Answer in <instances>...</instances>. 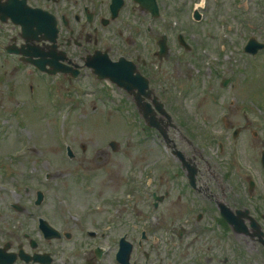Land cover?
<instances>
[{
	"label": "rangeland",
	"instance_id": "374dc122",
	"mask_svg": "<svg viewBox=\"0 0 264 264\" xmlns=\"http://www.w3.org/2000/svg\"><path fill=\"white\" fill-rule=\"evenodd\" d=\"M164 1L170 4L166 6V16L179 15L191 22V34L196 38L193 41L187 35L197 49L191 58L196 63L193 67L182 65L181 76H176L174 63H166L170 85L167 110L178 118L180 128L198 130L193 134L203 149L201 153L187 149L186 154L193 153L199 162L203 158L209 160L214 179L204 181L211 183L210 190L220 193V186H224L222 191L228 203L241 200L251 206V212L264 225V211L255 212L253 207L257 192L264 202V170L260 162L264 149V49L256 55L244 51L252 36L264 41V0H186L188 3L180 12L174 8L175 0ZM195 9L202 14V20L193 17ZM187 27L191 25L187 23ZM0 30L12 31V26L5 25ZM228 76L232 80L223 86L222 79ZM108 85L98 84L95 78L48 75L31 64L22 68L16 55L0 53V179L10 184L17 182L21 187L19 201L25 208L23 212L3 210L0 225L9 226L15 216L22 215V231H33L37 220L29 219L31 212L71 231L73 243L82 235L74 215L82 217L81 213L93 210L97 202L110 209L115 206L112 195L117 193L121 197L123 191L132 192L133 202L138 200L139 208L134 206L132 212L129 207L120 210L116 213L119 218L108 224L110 239H117L129 229L138 231L140 219L146 215L142 189L148 176H170L175 169L184 175L181 164L174 160L161 138L159 144L157 130L144 132V120L135 104L128 102L118 88ZM223 116L240 128L239 136H232L234 128H228ZM144 133L150 137L146 138ZM168 134L178 146L184 145L179 131L169 129ZM112 140L118 143L115 150L110 145ZM218 141L223 143L224 154H220ZM68 145L74 158L67 152L65 156ZM23 148L32 152L24 155L27 151L23 152ZM23 155L26 159H22ZM201 166L204 168L205 164ZM47 172L52 173V180H47L51 179V174L45 176ZM243 173L252 175L261 188L252 197L242 195L238 199L232 193L233 180L239 182ZM38 188L48 198L35 206L33 194ZM2 194L9 196L0 191V205ZM179 196L171 192L166 199V222L173 215L183 216L190 206L186 197L180 200ZM139 209L143 214H138ZM104 217V212L94 213L87 215L85 221L96 224ZM56 240L55 244L71 246ZM191 251L186 248L181 252L186 264L190 263ZM260 263L264 264V260Z\"/></svg>",
	"mask_w": 264,
	"mask_h": 264
},
{
	"label": "flooded vegetation",
	"instance_id": "af4514ba",
	"mask_svg": "<svg viewBox=\"0 0 264 264\" xmlns=\"http://www.w3.org/2000/svg\"><path fill=\"white\" fill-rule=\"evenodd\" d=\"M157 1L158 16H153L148 5H141L137 0H0V29L11 25L12 31H16L13 34L0 30V53L16 55L21 67L31 64L45 74L50 73L27 60L43 64L50 70L64 69L66 73H58L64 77L72 78L76 71L78 78L96 77L102 82L109 81L128 102L136 105L138 115H143L137 104H166L170 101L167 100L170 85H167L166 63H174L176 76H181V66L193 67L195 61L191 58L197 52L187 38L189 35L196 41L191 34V22L179 15L166 16L165 9L170 4ZM174 3V8L180 12L183 3L179 0ZM183 21L191 27L188 29ZM95 70L118 79L128 89L109 78L99 79L94 75ZM149 116L150 121L144 119L147 123L144 131H159L158 137L161 135L159 138L168 142L184 175L175 169L170 176L161 174L158 178H146L142 189L146 215L140 219L138 231L129 229L117 239H110L107 232L108 224L120 216L116 213L126 207L131 212L134 206L139 208L138 200L133 202L132 192L123 191L121 197L117 193L112 195L115 206L110 209L97 202L93 210L81 213L82 217L74 215L73 219L80 223L82 235L73 243L71 231L30 212L29 219L37 220L33 231H22V215L15 216L9 226L0 225V264H186L181 253L186 248L192 249L188 264H261L264 260V225L251 212L252 207L241 200L228 203L222 191L224 186H220V193L210 190L208 184L211 183L204 181L214 179L208 168L209 160L203 158L199 162L193 153L191 156L186 154L187 149L190 152L203 151L197 144V135L193 134L198 130L180 128L174 115H170L171 118ZM223 119L229 128L233 126L225 117ZM160 129L179 131L184 145H179L180 148ZM239 132L240 129L236 133L234 129L233 136ZM217 146L220 154H224L223 143L218 141ZM24 151H27L24 155L32 152L29 148ZM201 163L205 164L204 168ZM46 174L47 178L51 174V179L45 178L52 180V173ZM233 181L232 193L238 199L242 195L252 197L261 188L252 175L243 173L239 182ZM0 183V191L9 195L5 198L2 194L5 205L3 202L0 205V217L6 209L23 212L25 208L19 201L21 187L17 182L10 184L0 179ZM24 190L29 192L28 187ZM34 192L35 206L47 202V194L41 188ZM171 192L180 194V200L186 197L190 206L183 216L174 218L176 215H173L166 222L163 210L165 213V202ZM88 207L91 208V204ZM253 207L255 212L264 211L263 197L258 192L253 198ZM101 212L105 217L100 218L99 223L85 221L87 215ZM143 212L138 210V214ZM261 215L263 218L264 214ZM102 220L105 223H101ZM48 225L55 227L59 234L50 230ZM55 239L56 242H69L71 246L55 244ZM248 254L254 257H244Z\"/></svg>",
	"mask_w": 264,
	"mask_h": 264
},
{
	"label": "water",
	"instance_id": "95a60500",
	"mask_svg": "<svg viewBox=\"0 0 264 264\" xmlns=\"http://www.w3.org/2000/svg\"><path fill=\"white\" fill-rule=\"evenodd\" d=\"M139 1L144 3V5H148L149 10L153 14H156V15L158 14V8H157L155 0H139ZM263 47H264V43L257 42L255 38H252V39H250V41L247 44L246 51L255 53L259 48H263ZM157 107H158V105H157ZM159 108L160 109L162 108L161 105H159ZM161 110L164 114L169 115L165 110H163V108ZM143 111H144L146 116L147 115H154L153 109H152L150 104H145L143 106ZM263 164H264V157H263Z\"/></svg>",
	"mask_w": 264,
	"mask_h": 264
},
{
	"label": "bare ground",
	"instance_id": "6f19581e",
	"mask_svg": "<svg viewBox=\"0 0 264 264\" xmlns=\"http://www.w3.org/2000/svg\"><path fill=\"white\" fill-rule=\"evenodd\" d=\"M251 148V147H250Z\"/></svg>",
	"mask_w": 264,
	"mask_h": 264
}]
</instances>
